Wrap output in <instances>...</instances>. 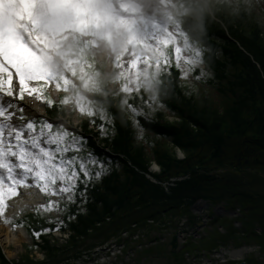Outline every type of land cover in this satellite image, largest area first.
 <instances>
[{"label":"trees","instance_id":"1","mask_svg":"<svg viewBox=\"0 0 264 264\" xmlns=\"http://www.w3.org/2000/svg\"><path fill=\"white\" fill-rule=\"evenodd\" d=\"M212 1L214 6L200 0H179L171 4L173 12L161 14L163 21L199 37L201 62L189 70L195 85L184 81L181 69L173 62L158 77L154 99L147 91L128 97V104L141 113L136 116L122 103V93L112 95L108 89L106 99L96 100L106 113L104 132L99 111L95 116L82 114L73 104L59 103L64 93L58 101L47 93L57 101L52 107L46 106L48 115L66 116L68 106L72 112L79 111L82 132L75 130L76 134L91 137L87 147L111 164L106 165L109 170L100 179H93L83 210L72 205L73 219L69 220L67 213L55 212L53 216V212L36 211L20 219V226L35 241L33 249L38 248L37 240L41 239L56 259L59 256L49 241L55 231H73V242L77 236L93 235L98 239L109 230H118L115 221L122 214L133 213L141 203L153 207L156 214L161 207L172 211L187 200L198 198L219 203L228 194L221 191L216 199L208 190H224L228 186L233 195V184L228 181H238V176L228 174L219 186L217 178L224 177H218V169L264 172V0ZM92 62L96 65L95 74L106 80L108 77L101 75L103 69L94 57ZM126 113L129 117L124 120ZM130 116L138 122L142 138L139 130H134ZM93 125L96 132L90 128ZM174 146L184 151L185 158L178 159ZM147 149L160 165V174L150 171L152 159L147 156ZM149 174L159 183L148 178ZM181 176L188 177L177 181L167 192L163 183ZM57 217L64 221L58 229L48 223ZM108 218L112 221L107 222ZM100 223L104 224L99 226ZM42 228L51 230L42 232ZM35 232H41L39 237ZM26 260H30L29 255L13 264H27ZM0 264H10L1 251Z\"/></svg>","mask_w":264,"mask_h":264},{"label":"snow or ice","instance_id":"2","mask_svg":"<svg viewBox=\"0 0 264 264\" xmlns=\"http://www.w3.org/2000/svg\"><path fill=\"white\" fill-rule=\"evenodd\" d=\"M106 15L107 8L93 0H0V217L16 206L15 198L35 195L28 191L35 189L49 197L37 213H67L71 220L72 205L83 210L93 179L111 164L87 147L91 137L77 135L70 125L60 127L63 121L33 109L26 96L52 107L57 101L47 93L54 83L64 93L61 105L73 104L89 116L99 111L104 132L106 113L96 100L106 99L109 88L112 95L123 94L134 116L141 115L128 97L147 91L154 99L158 77L173 62L185 75L201 62L199 37L179 25L114 28ZM98 52L114 57L115 71L109 69L106 80L95 74L92 59ZM48 223L58 229L64 221Z\"/></svg>","mask_w":264,"mask_h":264},{"label":"rangeland","instance_id":"3","mask_svg":"<svg viewBox=\"0 0 264 264\" xmlns=\"http://www.w3.org/2000/svg\"><path fill=\"white\" fill-rule=\"evenodd\" d=\"M166 1L167 0H93V2L101 8H107L105 19L108 23L112 24L114 28H121L125 25L142 26V22H145L143 17L144 14H153L156 10L163 11L169 8ZM202 2L209 6H214L212 0H202ZM132 16L134 17L131 18ZM261 35L264 39V33ZM110 58V61H98L100 59L95 57L98 67L103 68L102 75L104 77H109V69L113 71L115 69L114 57ZM125 59H127V57H125ZM204 69H206V67H204ZM182 74L187 84H196L195 78L190 74V71H188L187 75L183 72ZM251 76H254V74ZM48 92H51L54 98H58L60 95L54 83L49 86ZM28 101L33 108H36V106L40 104L39 101L26 96L25 102L28 103ZM25 111L27 114H31L29 109ZM128 113L130 114V112ZM65 117L74 127L80 129L82 118L79 111L74 110L72 112V107L68 106V114H66ZM128 117L126 113L124 120ZM169 118L174 119L171 116H169ZM129 119H132L131 116ZM133 121L134 119H132L134 130H139V127L135 125ZM90 128L93 129L94 132L97 131L94 125L90 126ZM139 132L141 135L139 134L138 136L142 138L143 133L141 130H139ZM174 150L177 153L178 159H183L185 157L182 149L174 146ZM146 152L147 156L152 159L150 160V171L160 174V165L151 157V152L148 149ZM217 174L218 177H224L223 179L217 178L219 186L224 184L221 180H226L225 177L228 174L238 176V181L236 180L234 182L231 179L228 181L233 184V195H231V191L229 192L228 186L224 187V190H217V187L216 190H208L207 192L211 198L216 197V199L218 198L219 192H226L228 194L225 199L220 200L219 203L215 205V208L217 205L222 206L227 213H217L215 218L210 217L207 223L200 228V231L198 224L185 223L187 225L184 224L183 226L185 227V237L182 238L183 241L180 239V241L178 240L176 242V238H179L177 233L181 226L180 213L185 204H182V207L172 211H167V206L163 207L164 210L161 207V212L156 214L153 207L148 206L146 203H141L133 213H127V215L122 214L121 218L115 221L114 226L119 228L118 230H109L100 235L98 239L93 237V235L88 237L77 236L75 238L76 241H79L77 245L75 244L76 241L73 242V240H71L73 236L75 237L73 231L65 232L66 234L55 231L49 236V241L57 251L56 255L59 256L56 259L50 256L48 249H46L39 240H37L39 243L38 248L33 249L35 241H33L26 230L24 231L27 237L24 236V239L19 241V244L13 243L6 246H1L0 244V251L10 264H13L14 261H23L28 255L30 260H26L27 264H116V259H118V264H121V261H124L125 264H204L205 260L210 258L213 260L208 262V264H226L223 263L224 259L218 258V256L216 257L214 251L221 246L227 247L234 244L252 243L254 245H262V248L260 247L259 251L255 252L253 256H249L246 261L250 264H264V172L251 169L233 171V169L226 167L224 169H218ZM181 178L184 177H179V179ZM41 195L45 198V203H47L49 197L45 196L43 193H41ZM52 199L57 198L53 197ZM197 200H203L205 202L209 199L204 197L198 198ZM185 203L188 204L193 202L187 200ZM165 204L169 205L170 203ZM236 208L241 212L236 211ZM34 209L35 207L22 210V212H19L17 215L10 217L12 220L11 223L5 222L6 219L9 218V210L5 213V216L0 217V219H2L6 225L11 226L13 230L25 229V227L20 226V219L23 218L25 214L32 213ZM152 213H155L156 216L152 215ZM55 214V212L52 213L53 216H55ZM111 221L112 219L108 218L107 222ZM136 223L142 228H144L145 225L150 227V230L146 232V234H149V237L145 238L143 242H148L153 239L152 245L149 243L144 245L143 242L133 240L129 245L126 244L127 247L125 246L122 253H118L116 256L112 257V259L116 257L113 263L108 262V255L101 254L97 256L94 252H92L91 255L89 253H83L93 247L99 246L102 242L109 241L111 243L114 241H124V238L119 235L123 230H127L129 234L132 232L136 234L135 237H137L139 228ZM103 224L100 223L99 226ZM3 231H5V229H3ZM91 233H93V231ZM198 233H200V235ZM169 238L170 240H168ZM75 245H77V247H75Z\"/></svg>","mask_w":264,"mask_h":264},{"label":"bare ground","instance_id":"4","mask_svg":"<svg viewBox=\"0 0 264 264\" xmlns=\"http://www.w3.org/2000/svg\"><path fill=\"white\" fill-rule=\"evenodd\" d=\"M96 56L100 60H108V61L111 60L107 52H98L96 53ZM36 109H38L39 111H43V105L40 103L39 105L36 106ZM28 191L31 193H35V195H32L30 197H25L22 194L21 197L15 198L16 206L10 207L8 209L9 210L8 217L15 216L19 212H22V210L32 209L33 207L39 205L40 203H43L44 198H41L37 190L30 189ZM3 229H5V231H3ZM1 230L3 231V233ZM24 236L27 237V234L24 230L22 229L13 230L11 226L6 225L5 222L2 221V219H0V244L1 246L2 245L6 246L9 244H13V243L19 244V241L23 240ZM260 247L262 248V245H254L252 243L238 244V245L234 244V245L228 246L227 248L225 247L222 248L221 250H219L217 255L218 256L221 255L223 257L229 256L232 259L238 261V259H247L249 258V256H253L255 252L259 251ZM210 261L211 259H208L206 260V263L204 264H208V262Z\"/></svg>","mask_w":264,"mask_h":264},{"label":"built area","instance_id":"5","mask_svg":"<svg viewBox=\"0 0 264 264\" xmlns=\"http://www.w3.org/2000/svg\"><path fill=\"white\" fill-rule=\"evenodd\" d=\"M185 235V234H184ZM190 236V235H189ZM122 246L117 245L116 243H109L108 245H105L103 247H99V249H97V251H95V255L99 256V255H108V262H112L114 261V259H112L113 256H116L118 253H122L123 252V248H121ZM118 260V259H116ZM105 262V261H104Z\"/></svg>","mask_w":264,"mask_h":264},{"label":"water","instance_id":"6","mask_svg":"<svg viewBox=\"0 0 264 264\" xmlns=\"http://www.w3.org/2000/svg\"><path fill=\"white\" fill-rule=\"evenodd\" d=\"M60 120L63 121V122H65L64 119H60ZM65 123L68 124V122H65ZM152 180H154V179H152ZM154 181H155V180H154ZM237 264H247V262H245V261H241V262H238Z\"/></svg>","mask_w":264,"mask_h":264}]
</instances>
